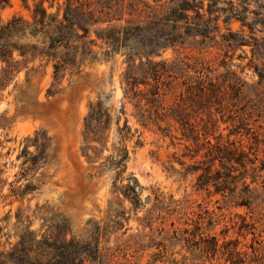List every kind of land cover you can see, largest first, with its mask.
<instances>
[{
  "label": "rangeland",
  "instance_id": "obj_1",
  "mask_svg": "<svg viewBox=\"0 0 264 264\" xmlns=\"http://www.w3.org/2000/svg\"><path fill=\"white\" fill-rule=\"evenodd\" d=\"M37 1L27 0L28 10L22 0H12L0 11V20L19 15L31 21ZM231 1L246 14L250 28L238 20L227 23L223 4L213 9V19L218 21L205 23L208 15L193 20L195 14L190 12L191 20L162 28L157 25L159 19L179 11L185 0H86L79 6L85 17L79 14L74 32L68 34L71 53L61 54L72 63L58 75L54 62L46 58H17L18 72L0 94L2 248L9 249L8 238L15 244L16 236L29 227L37 240H72L87 247L97 241L98 263L84 264H190V255L169 239L175 229H193L203 217L204 228L222 241L238 238L241 217L247 222L259 220L264 214V26L255 14L264 23V0ZM208 8L209 0H205L201 14ZM57 9L55 5L49 13ZM186 22L197 27L186 28ZM206 27L209 37L198 36ZM170 34H181L184 45L164 51L163 38ZM29 43L40 46L37 40ZM149 61L173 64V72H162L157 82L147 78ZM185 64L201 70L202 77ZM200 78L219 88L220 104L204 102L199 110L189 108L184 111L187 118L198 123L203 119V125L211 112L219 127L214 133L217 139L211 137V141L233 143L246 153L240 158L243 166L235 164L231 169L228 163L223 168L216 164L227 183L222 194H214V187L209 193L196 189L201 171L194 173L192 166L203 168L209 163H200L204 151L190 159L195 145L186 142L181 127L166 116L186 106L182 103L188 99L186 86ZM128 80L147 85L140 84L134 96L128 95ZM98 101L111 114L104 136L108 143L100 158L111 155L119 144L118 128L126 123L130 128L124 178L133 176L138 181L135 205L115 190L114 172L101 173L103 160L91 164L84 155L85 120L90 105ZM142 115L144 122L139 121ZM36 132L47 133L52 150L47 160L32 166L25 164L29 159L25 155L36 148L26 139ZM27 184L36 189L23 198L12 193ZM242 202L250 207L237 206Z\"/></svg>",
  "mask_w": 264,
  "mask_h": 264
},
{
  "label": "trees",
  "instance_id": "obj_2",
  "mask_svg": "<svg viewBox=\"0 0 264 264\" xmlns=\"http://www.w3.org/2000/svg\"><path fill=\"white\" fill-rule=\"evenodd\" d=\"M11 1L0 0V11L10 6ZM22 1L25 3V8L30 10L27 0ZM60 1L38 0L34 3V9L31 11V21L19 15H14L6 22L0 20V94L10 84L14 74L18 72V69L15 68L20 64L17 58L31 56L35 59L38 56L46 58L48 61H53L55 76L59 74L63 66L72 63L66 58L63 59L61 54L67 56L71 53L72 46L70 45L68 34L69 31L74 32V27L76 26L74 22L77 20L78 15L81 14L85 17L86 13H80L79 6H82V2L86 0H63L62 5ZM204 1L200 0L199 4L202 5L200 7L197 5V0H185V5H181L179 11L172 12V16H164L159 19L157 25L166 28L169 27L170 23L178 24L182 20L189 21L192 19L189 15L190 12L195 14L193 20L208 15L205 23L218 21V19H213V15L216 13L213 9L223 4L225 7L221 8V11L228 16L227 23L232 20H238L241 21L243 27L248 26L250 28L246 22L248 19L246 14L242 15L233 1L209 0V8L204 14H201V11L204 9ZM46 3L49 4L48 7L45 6ZM55 5L58 6L57 12L49 13V10ZM63 6L64 12L61 15ZM103 7L108 8V6ZM90 13L88 12L89 15ZM255 15L258 17L256 21L264 26L262 17L258 14ZM185 25L186 28L196 26V24L188 22ZM171 27L174 28V25ZM77 29H81L80 26ZM84 31L85 33L88 32ZM207 35H209L207 27L198 34L202 38H208L209 36ZM100 39L115 41L117 37L100 36ZM163 39L164 44L162 49L164 51L168 48L184 45L181 34H170ZM29 40H37L40 42V46L30 44ZM243 45L240 44V46ZM61 48L65 52H59ZM145 66L147 78L150 76L156 82L159 81L161 74L167 73L170 75L173 72V64L170 66L166 62L160 64L149 61ZM159 66H161V69ZM186 66L188 69L193 70V68H190L191 66ZM195 69L193 71L202 77L201 70ZM260 78H263L262 74H260ZM126 83V94L133 96L136 94L138 86L142 84L134 83L132 80H128ZM142 85L145 86L147 84L143 83ZM186 91L188 99L182 100V103L186 106L182 108L178 105L179 107L173 109L172 113L166 116L181 127L182 137L185 141L195 145L194 154L190 156V159H196L204 151L200 163H209L203 168L192 166L194 173L201 171L197 176L196 189L205 190L209 193L210 187H214V194L225 193L227 183L223 177V173L216 167V164H219L223 168L224 164L228 163L231 169L235 167V164L243 166V160L240 158L246 157V153L236 148L233 143L223 144L218 140L215 143L211 141V137L217 139L214 133L219 128L217 126L218 121L212 117L211 112L207 114L208 121L203 125H201L204 122L203 119L198 123L196 119L193 121L188 119L186 113H184L185 110L192 107L193 110L195 108L199 110L200 107L204 106V102L219 105L218 100L221 93L219 88L212 83L206 85L200 78L192 84H187ZM51 93L48 90V95L52 96ZM154 95H157V93H154ZM208 98L210 99L209 101L207 100ZM155 113L159 116L158 111ZM218 113L221 112L216 110V114ZM141 117L139 121L144 122V116L142 115ZM110 119L111 114L107 108H104L101 101L90 105V112L85 120L84 141L87 143V152L84 155L91 164L103 160L99 165L101 173L105 171L114 172L115 190L124 199L130 200L135 205L136 201L139 200L138 181L133 176L124 178V174L127 171V162L130 159V153L125 144L130 135V128L127 126V123L123 128H118L120 142L117 146H113L111 155L100 158L108 143L107 137L104 138V136L108 130L107 127L110 124ZM26 141L30 142L31 146L36 148V151L35 153L27 151L25 156L29 157V159L25 164L30 162L32 166H35L42 159H48V153L52 149L51 138L48 137L47 133L36 132L33 138H27ZM97 146H101V149H98ZM231 146L235 148H231ZM98 150L99 155H97ZM90 153H93V156ZM248 161L251 163L250 159ZM124 181L127 182L125 185H123ZM35 189L34 185L27 184L23 190H14L12 193L23 198ZM237 206L250 207L243 202L237 204ZM241 219L243 221L238 226V238H224L221 241L216 235L210 234L204 228V218L199 217L194 222L193 229H175L169 239L176 241L190 255V264H196L197 262H210L211 264L213 262L218 264H264V214L257 222H252L253 220L247 222L246 218L242 217ZM115 224L120 225L118 222H115ZM208 225L211 224L209 223ZM94 229L95 232H99L98 227H94ZM16 237L18 241L15 244L9 242L10 238H8L7 244L10 246L9 249H6V247L2 248L0 245V264H84L88 261L98 263L99 248L97 241H95L94 247L92 245L87 247L86 245L74 243L72 240L55 241L46 237L37 240V236L29 227L23 229L22 234Z\"/></svg>",
  "mask_w": 264,
  "mask_h": 264
}]
</instances>
